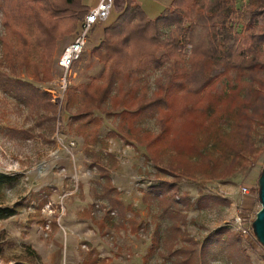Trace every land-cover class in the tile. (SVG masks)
Segmentation results:
<instances>
[{"label": "trees", "instance_id": "1", "mask_svg": "<svg viewBox=\"0 0 264 264\" xmlns=\"http://www.w3.org/2000/svg\"><path fill=\"white\" fill-rule=\"evenodd\" d=\"M90 9L83 0H0L6 31L0 61V69L6 70L0 72L4 91L24 104L30 103L28 97L37 100L34 91L51 97L33 84L52 80L59 43L77 32ZM93 54L103 66L102 73L69 89L68 127L86 146L97 145L107 118L115 124L109 138L143 147L158 175L176 181L152 186L143 193L144 202L163 199L164 210L172 212L179 203H190L188 197H177L181 179H223L244 162L253 166L259 159L257 137L264 141V0H173L154 19L139 0H123L122 10L104 29ZM157 72L161 76L151 89L147 79ZM40 102L54 106L51 98ZM147 120L156 122L158 132L143 128ZM97 163L101 183L92 191L110 208L99 221L90 215L91 205L87 217L99 222L102 236L114 226L115 213L135 232L143 223L138 224L137 215L125 221L127 208L110 171ZM19 181V175H0V189ZM208 201L205 196L198 199L199 205ZM15 214L0 208L1 220ZM179 225H172L175 240L183 235ZM226 233L221 229L211 234L199 255L182 247L171 256L182 258L183 264H207L211 245L224 246ZM240 241L234 237L228 244L233 247ZM160 248L156 229L147 257ZM89 262L110 264L98 258Z\"/></svg>", "mask_w": 264, "mask_h": 264}, {"label": "rangeland", "instance_id": "2", "mask_svg": "<svg viewBox=\"0 0 264 264\" xmlns=\"http://www.w3.org/2000/svg\"><path fill=\"white\" fill-rule=\"evenodd\" d=\"M98 1L83 0L90 8ZM172 1L139 0L151 19L159 16ZM122 6L123 0H116L110 19L98 24L90 34L87 48L69 73L61 107L55 98L63 92L58 60L64 48L73 42L82 23L73 36L59 43L50 70L52 80L33 84L51 97L34 91L38 101L27 96L30 103L24 104L0 86V175L20 176L14 187L0 189V208L16 211L15 216L0 219V264H14V261L23 264H92L90 258L110 264H183L182 258L171 256L174 251L184 247L199 255L210 235L221 229L227 230L224 246L211 245L212 250L205 255L207 264H264V247L253 231V223L262 208L258 188L264 169L261 137L256 140L260 156L253 166L244 162L233 175L223 179L201 176L181 179L177 182V197H188L190 203L187 206L179 203L178 208L174 206L172 212H166L163 199L154 197L144 202L143 193L162 181H176L170 176L158 175L143 147L109 138L108 133L115 129L112 120L97 114L104 118L97 145L86 146L82 138L70 131L69 114L65 110L68 91L102 73L103 66L94 56L93 49L99 45L104 29L115 20ZM3 18L0 12V61L3 57L1 37L6 35ZM0 72H6L5 68L2 67ZM158 76H161L160 72L147 79L151 89ZM27 93L31 95V91ZM49 98L54 106L40 102ZM142 126L145 130L158 132L154 120H147ZM96 163L110 171L119 199L127 208L125 221L137 215L138 224L143 223L135 232L115 213L111 215L114 226H109L106 236H102L96 224L99 222L87 217L91 205L94 209L90 215L99 221L105 219L110 208L100 201L101 195L96 196L92 191L101 183L100 167L95 166ZM243 188L249 193L245 194ZM200 196L209 201L199 205ZM176 222L183 234L177 240L172 227ZM68 224L72 227L68 228ZM54 225L60 237L54 238ZM156 229L159 230L161 248L149 259ZM234 237L241 241L230 247L228 242ZM185 238L191 242H185Z\"/></svg>", "mask_w": 264, "mask_h": 264}, {"label": "built area", "instance_id": "3", "mask_svg": "<svg viewBox=\"0 0 264 264\" xmlns=\"http://www.w3.org/2000/svg\"><path fill=\"white\" fill-rule=\"evenodd\" d=\"M115 2L116 0H101L97 6L91 8L88 15L82 22L73 42L66 46L62 51L58 60V67L62 71L61 82L63 92L58 94L56 97V94H54L59 107L64 104L65 92L68 87L69 73L72 67L80 60L87 48L89 36L94 28L98 24L105 23L110 19L111 14L115 9ZM243 192L245 194L249 193L247 188H243Z\"/></svg>", "mask_w": 264, "mask_h": 264}, {"label": "water", "instance_id": "4", "mask_svg": "<svg viewBox=\"0 0 264 264\" xmlns=\"http://www.w3.org/2000/svg\"><path fill=\"white\" fill-rule=\"evenodd\" d=\"M259 199L261 202V210L257 213L256 219L253 223L254 235L259 243L264 247V169L259 180Z\"/></svg>", "mask_w": 264, "mask_h": 264}, {"label": "crops", "instance_id": "5", "mask_svg": "<svg viewBox=\"0 0 264 264\" xmlns=\"http://www.w3.org/2000/svg\"><path fill=\"white\" fill-rule=\"evenodd\" d=\"M100 1H101V0H99L96 4H92V6H93V7L97 6V5L100 3ZM93 7H92V8H93ZM122 8H123V6H122ZM121 10H122V9H121ZM117 12H118V11H117ZM119 13H120V12L117 13V16L119 15ZM117 16H116V18H117ZM116 18H115V19H116ZM101 40H102V39H101ZM101 40H100V41H101ZM99 43H100V42H99ZM67 227H68V228H71V227H72V224H68ZM55 230H56V235H55L54 238H56V237H60V236H61V235H60V232H59V230H57V226L54 225V231H55Z\"/></svg>", "mask_w": 264, "mask_h": 264}]
</instances>
